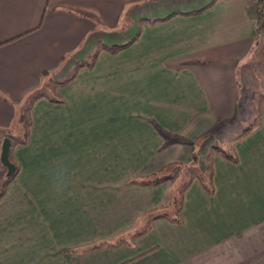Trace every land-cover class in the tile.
<instances>
[{"label": "crops", "instance_id": "0c3cea01", "mask_svg": "<svg viewBox=\"0 0 264 264\" xmlns=\"http://www.w3.org/2000/svg\"><path fill=\"white\" fill-rule=\"evenodd\" d=\"M258 1L0 0V151L29 126L0 199V264H264V94L255 107L237 82L262 36ZM158 130L194 146L164 148ZM170 163L211 173V196L184 179L180 226L152 221L175 216L177 176L128 185Z\"/></svg>", "mask_w": 264, "mask_h": 264}, {"label": "trees", "instance_id": "16d2710c", "mask_svg": "<svg viewBox=\"0 0 264 264\" xmlns=\"http://www.w3.org/2000/svg\"><path fill=\"white\" fill-rule=\"evenodd\" d=\"M262 2H264V0H259L258 4H259V14H258V20H257V24H256V28H255V33L257 35L260 34L261 29L264 28L262 27L261 24V15H260V11H261V5ZM211 6V5H210ZM208 6V7H210ZM208 7L204 8L203 10H200L198 12H194V13H189V14H173L170 15L164 19H158V20H145V22H148L150 24H155V23H161V22H166L170 19H172L173 17L180 15V16H192V15H199L201 14L203 11H205ZM139 39V31L137 32V34L130 39L129 41H127L126 43L122 44V45H118V46H101L98 50H96L94 53H92L89 58L80 63L79 65H77V67L74 70V73L71 77V79L68 80V82H65L64 84H62L61 86H65L67 83H69L72 78L76 75V73L81 70V69H86L91 71L96 63V60L99 56L100 53L104 52L112 57L117 56L118 54H120L121 52L129 49L133 44L136 43V41ZM50 103L53 104H57L60 105L63 103V100L60 98H56L53 100H49ZM23 122V118L21 117V123ZM28 131H29V126L25 127V130L22 131V136L20 138H14L11 136H6V138H8L10 140V148H9V156H8V160L9 162L13 165L14 167V171L13 173L9 176V177H4L3 180L0 181V199L4 196L5 191L7 189V187L11 184V182L16 178L17 174L19 173V168L17 166V164L12 160L11 158V151L15 146H26L28 144ZM251 131V126H248L245 130L242 131L241 135L239 136V139L246 137L247 135H249ZM158 133L160 134V136L163 138L164 140V145L163 147H169L173 144H189V145H193L192 143L188 142L187 140L178 137V136H172V135H167L164 132L158 130ZM211 152L213 155H217L220 158H222L223 160H225L226 162H229L233 165H237L238 160L236 158V156L234 155V153L232 152L231 147H221V146H217V145H213L211 147ZM198 161V157L195 153L192 154L191 156V165H196ZM185 168L183 165L181 164H177V163H170L166 166H164L161 170H159L157 173L148 176L146 178H140V179H135L132 180L131 182L128 183V185H137V186H143V187H154L157 185H160L162 183H166V182H172L175 178V176L180 172L183 171ZM196 179L200 185L202 186V188L205 190V192L211 196L213 194L212 191V187H211V173L209 171V174H197L194 175L192 177L191 180ZM190 185V182L184 184L179 192L177 201H176V211H175V216L173 218H169L167 216H161L158 218H154L152 221H156V220H165L168 223L175 225V226H180L182 224V220L180 217V213H181V206H182V201H183V194L186 191V189H188ZM149 231V228H145L143 229L139 234L134 235L131 239V241L143 236L144 234H146ZM121 243H125L119 241L118 243H115L113 245L110 244H100L98 246H96L95 248H91L90 250H94L98 247L101 246H111V247H118L119 245H121Z\"/></svg>", "mask_w": 264, "mask_h": 264}, {"label": "rangeland", "instance_id": "374dc122", "mask_svg": "<svg viewBox=\"0 0 264 264\" xmlns=\"http://www.w3.org/2000/svg\"><path fill=\"white\" fill-rule=\"evenodd\" d=\"M262 6V5H261ZM261 15V11H260ZM264 17L261 15V18ZM262 27H264V19L261 20ZM262 34L260 41L257 43L256 50L249 57V65L246 69H241L242 66L237 70V82L241 88H248L254 95L253 104L258 107V103L261 102V95L264 94V28L261 29ZM243 64H246L244 61ZM241 72L244 73L245 78L247 77L249 82L241 81ZM52 92V90H51ZM26 115V114H25ZM23 121L25 116H22ZM23 123V122H22ZM21 123V136L22 131L25 130L27 124ZM248 124H241V127L245 128ZM242 128V129H243ZM218 145V144H216ZM220 145V144H219ZM177 176V177H176ZM174 181V190H176V195L179 192L180 186L184 183V179L194 176V172L191 169H184L176 175ZM176 210V207H175Z\"/></svg>", "mask_w": 264, "mask_h": 264}, {"label": "water", "instance_id": "95a60500", "mask_svg": "<svg viewBox=\"0 0 264 264\" xmlns=\"http://www.w3.org/2000/svg\"><path fill=\"white\" fill-rule=\"evenodd\" d=\"M9 148H10V140L8 138H5L1 146L0 162H1V165L6 170V177H9L14 171L13 165L8 160Z\"/></svg>", "mask_w": 264, "mask_h": 264}, {"label": "built area", "instance_id": "2783aa9c", "mask_svg": "<svg viewBox=\"0 0 264 264\" xmlns=\"http://www.w3.org/2000/svg\"><path fill=\"white\" fill-rule=\"evenodd\" d=\"M261 15L264 16V2H262L261 6ZM262 19H264V17H262Z\"/></svg>", "mask_w": 264, "mask_h": 264}]
</instances>
